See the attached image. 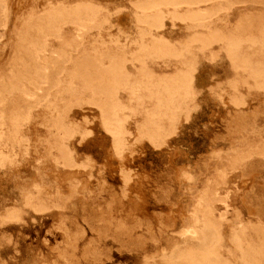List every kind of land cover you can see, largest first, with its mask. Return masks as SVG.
Returning <instances> with one entry per match:
<instances>
[{
	"label": "rangeland",
	"instance_id": "rangeland-1",
	"mask_svg": "<svg viewBox=\"0 0 264 264\" xmlns=\"http://www.w3.org/2000/svg\"><path fill=\"white\" fill-rule=\"evenodd\" d=\"M52 1L0 0V264H170L173 260L171 264H192L190 257L196 252L199 257L214 247L222 262L264 264V87L234 69L219 43L204 49L192 41L209 30L174 16L172 7L152 12L134 6L143 0ZM80 1L100 7L101 16L79 43L75 55L81 61L108 64L114 55L124 56L131 76L139 78L132 58L138 51L140 28L149 26L138 19L151 13L164 14L163 28L154 29V40L163 36L179 52L190 49L181 60L166 57L147 62L157 78L184 70L189 63L197 65L193 92L181 103L176 131L166 138L170 122L162 120L163 144L140 140L145 120L141 108L127 113L125 122L128 151L133 154L117 157L100 108L83 100L89 93L76 76L74 62L51 59L50 42L39 62L28 50L27 41L37 37L38 18L48 7L56 9L60 3L74 7ZM218 3L221 11L210 23L211 30L227 32L242 17L252 22L264 19V0H209L202 7ZM187 12L182 7L176 14L184 17ZM72 33V25H65L59 41ZM54 40L59 49V41ZM247 51L254 60L264 61V55L254 54L253 48ZM141 90L145 100L140 105L131 103L129 88L121 90L118 99L125 107L146 106L147 91ZM16 120L20 121L17 131ZM70 129L72 137L66 134ZM55 139L72 148L74 164L61 160ZM249 149L254 155L242 158ZM237 157L241 159L235 163ZM122 168L133 173L130 180L122 177ZM215 222L218 232L212 230ZM191 224H198L203 237H183Z\"/></svg>",
	"mask_w": 264,
	"mask_h": 264
},
{
	"label": "bare ground",
	"instance_id": "bare-ground-1",
	"mask_svg": "<svg viewBox=\"0 0 264 264\" xmlns=\"http://www.w3.org/2000/svg\"><path fill=\"white\" fill-rule=\"evenodd\" d=\"M207 1H209V0H145V1L143 0V1H138L135 5L134 4L133 5L137 8V10L143 9V10H150L152 12H154L155 9H158L162 6L172 7L174 10V14H173L174 16L190 21V23L195 27L204 28L205 30L208 29L209 31L207 34H198L193 38L192 41H198L201 44L202 48H204V49H209L215 43H219L221 48L225 51L228 58L231 60V63L233 65L234 69H236L237 71L246 72V74L248 73L249 74L248 77L249 76L252 77L256 81L257 85H259L260 87H264V61L254 60L255 59L254 56L253 55L251 56L247 51V48H253L254 54L255 53L257 54L259 52V53L264 55V19H261L258 22H252L251 19L240 17L241 19L238 20L236 25L232 29L228 30L227 32L220 31V30H211L209 25L214 20V17L221 11V7H220L219 3L216 4L213 8H209V9L202 7L203 4L206 3ZM48 4H51V3H48ZM182 7H186L188 9V12L185 13L186 15L184 17H183V15L176 14L179 11V9ZM6 8H7V4L3 3V9L6 10ZM54 8L51 9L48 7L46 12L43 13L42 15H40V17L38 18L39 23L36 27L37 28V34H38L37 37L34 38L32 36L31 40H28V41L26 40L27 44H28V50L35 53L36 59L34 58V60H36V62L41 61V57L39 55H40V53H45L47 51L46 45L48 42H50L49 47H50V49H52V51L49 54H50L51 59H53L55 62L57 61V63H65L68 61H72V63L74 62L73 65L77 69L76 70V76L79 79L82 88L89 93L88 97L84 98L83 100L86 99L85 102H92L93 104H96L100 108V110L102 112V120H103V124L105 126V129L112 135L113 149H114V152L117 155V157H123L125 154H129V155L133 154L132 151H128L129 145L127 146V142H126L128 139V136H127L128 131H127L125 122L128 118L127 113H137L138 111L140 112L141 108H142L141 113L143 114V117L145 120L141 124V129H143V132H142L143 135H141L139 137L140 140L146 139L155 146H159L160 144H163V142L160 143V141H162V140L165 141L166 140L165 138L167 137V135L174 133L177 129L179 112L181 111L180 107H183V106H181V103H182V101H185L187 98H189V96L191 94V91L193 89L192 85H193V82L195 79V72L197 70V65L195 63H189L188 66L186 65L187 68L184 70H181V71L179 70L178 72H175L174 74L166 75V76L157 78V77H155L156 75L154 76L153 69H151L147 65V62L150 59L151 60L152 59H156V60L160 59L161 60V58L165 59L166 57L167 58L169 57V58H176V59L181 60V58L186 53H188L190 51V49L189 50L187 49L186 52H179L177 47H176L177 48L176 49L169 44L170 42L168 43V42L164 41L163 39H161L163 36L161 38H156V40H154V29L159 30V29L163 28L164 14L159 13L158 15H155V16H154V13L145 14L143 16H140V18L138 19V21L141 22L142 24L143 23L147 24L149 26V28L146 29V28L141 27L139 32H138V41H137L138 42L137 43L138 51L135 52V55L132 58V62L138 68V72H139L140 76H139V78H134L135 75L131 76L130 72L127 70L128 58H126L124 56L114 55L113 58L109 60L108 64H103L102 62L95 61V60H90V61L82 60L81 61V59H79V55H75V52L79 48V43L84 38L83 36H84L85 32L89 29V26L91 24L96 22L97 18L99 17V9L98 8H100V7H98L94 4H91V3L89 4L86 2L80 1V3H78L74 7H68L64 3H60L58 5V8H56V9H54ZM100 12H102V10ZM171 16H172V13H171ZM32 18H33V16H32ZM29 19H31V18H29ZM141 23H139V24H141ZM65 25L66 26L72 25V29L74 30V33H72L71 37L66 38L63 41H59L60 40L59 38L61 36V32H62ZM101 26H103V24ZM97 27L99 28V26H97ZM94 28H96V27H94ZM26 33H25V35H26ZM54 39H57L59 41V45H60L59 49L55 46V42H54L55 40ZM23 42L25 43V40ZM173 45L176 46L175 44H173ZM23 48L25 50V47H23ZM60 49H61V51H60ZM26 54H28L27 51H26ZM21 55L23 57L21 59L24 60L25 59V57L23 56L24 53H22ZM27 58H31L30 55ZM39 58H40V60H39ZM51 59H50V61L53 62ZM33 61L29 62V65H31V63H33ZM56 65H58V64H56ZM73 65H72V67H73ZM183 65H185V64H183ZM43 66H44V64H43ZM25 68H28V67H25ZM29 68H28V70H29ZM20 69H22V68H20ZM181 69H183V68H181ZM23 71H25V70H23ZM66 72L69 73V71H66ZM73 72H74V70H73ZM18 73H21V72H18ZM26 73L28 74L29 72L26 71ZM21 74H19V75H21ZM36 76L38 77L39 75H36ZM14 77H15V75H14ZM31 77L33 79L34 76H31ZM18 78H20V76H18ZM22 78H23V76H22ZM25 79H28V78L25 77ZM29 80H30V78H29ZM33 80H36V79H33ZM60 81H62V80H60ZM34 82H37V81H34ZM34 82L32 83V84H34L33 86L37 85ZM69 82H72V81H69ZM56 83H57V81H56ZM20 84H19V87H20ZM2 85H4V84H2ZM21 85L23 86V83ZM45 85H47V84H45ZM0 86H1V84H0ZM54 86H56V85H54ZM49 87H50V84H49ZM51 87H53V86H51ZM127 88H129V90H130V96H129L130 98L129 99H130L131 103H133V101H136V102H138L139 105H140V103L142 104L143 103L142 101L145 100V98L143 96L144 94H143V91L141 89H145L147 91L145 93V95L148 98L146 100H148L149 104H147L146 106L144 104L143 107H139V105L137 106V105H133V104L129 107L123 106L122 102L118 99V96H119L121 90L127 89ZM2 89H4V88L2 87ZM59 89H60V87H59ZM23 90H24V88H23ZM103 90L106 91V95L102 94ZM50 91L51 90H49V92ZM30 92H32V91H30ZM58 92H59V90H58ZM9 93H10V95H12L10 91L8 92V94ZM27 95H29V94L27 93ZM163 95H165L167 97V99L165 101H164V98L162 97ZM22 98H25V97H22ZM75 98H77V96ZM142 98H144V99L142 100ZM4 100L5 99H2L1 104L4 102ZM30 100H32V99H30ZM42 100L43 99H41V101ZM39 101L40 100H38V104L40 103ZM154 101L156 102V107H154L155 106ZM34 102H35L34 104L36 107V100ZM236 102H237V100H236ZM5 103H6V101H5ZM5 103H3V104H5ZM0 107H1V105H0ZM28 107H30V106H28ZM48 107H49V105H48ZM51 107H53V106H51ZM51 107H49V108H51ZM184 107H185V105H184ZM19 108H20V105H19ZM128 109L130 110L129 112H127ZM1 111H3V110H1ZM186 111H188V110H186ZM57 112H58V110H57ZM22 113H23V111H22ZM47 113L49 114V111ZM25 114L27 115L26 111H25ZM13 116H14V114H13ZM58 117H60L59 114H58ZM27 118L30 119V117H27ZM27 118H25V119L23 118V119L27 121ZM163 119H167V120H169L168 122H170V127L167 130V134L165 135V138L161 137L162 131H165L164 130L165 128L163 127V124H162ZM20 120H22V119H20ZM61 121H63V120H61ZM239 123H241V122H238V124ZM13 126H14V130L17 131L19 126H20V121L16 120ZM63 129L64 128H62V130ZM11 131L13 132V130H11ZM65 131H66V128H65ZM73 132L74 131H71V129H70L69 132H67V133L65 132V133L69 137H72ZM15 136H18V134ZM58 136L60 137L59 134H58ZM54 145L57 148V150L59 151V156H60L61 160L65 164H69V165L74 164L73 163L72 148L70 146L66 145L62 141L60 142V140H56ZM130 146H131V144H130ZM242 151H243V149H242ZM256 151H258V150H256ZM260 152H261V150H260ZM252 153H253V150L249 149L247 152H243L241 157L245 159L247 156L249 157V155ZM263 153H264V151H263ZM263 153H261V154H263ZM261 154H260V156H261ZM252 155H254V154H252ZM232 157H234V156H232ZM239 157H237V159L235 158L236 159L235 163L240 162L238 159H241V158H239ZM250 157H251V155H250ZM263 158H264V156H263ZM246 159H248V158H246ZM245 162L247 163V161H245ZM229 163H230V161H229ZM235 163L233 162L232 164H235ZM228 165H230V164H228ZM123 168L121 171V175L126 181H128L133 177L132 176L133 173L131 174L129 169H123ZM223 168H225V167H223ZM235 168H236V166H235ZM222 170H224V169H222ZM222 172L223 171L220 172L219 177L223 179L225 174ZM225 172H226V170H225ZM104 182H105V180H104ZM130 183H131V181H130ZM29 197H30V195H29ZM31 197H33V196H31ZM28 199H30V198H28ZM26 202H28V201H26ZM32 205H33V203H32ZM27 206H29V205H27ZM209 209H211V208H209ZM202 210H203V208H202ZM38 212H40V210H38ZM211 216L214 217L213 215H211ZM195 217H196V215H195ZM17 218H19V217H17ZM12 219L14 220L15 217H13ZM12 219L10 218V220H12ZM198 219H200V218H198ZM196 222H197V220H196ZM204 222H206V221H204ZM206 224L204 223L203 226L204 225L206 226ZM212 226H213L212 230H215L217 232L219 231L218 230L219 225L217 224V222L212 223ZM204 229H206V228L204 227ZM202 232L203 231H202V229H200L198 227V224H191L190 226L184 228L182 235H183V237H190V238L195 237L197 239L199 237H203V235L201 236ZM217 232H215V233H217ZM219 236H220V234H219ZM217 241H220V238ZM253 244H254V242H253ZM200 248L202 249V247H200ZM214 248H216V247H214ZM213 249H211V251H207L208 252L207 254L205 253V254L201 255V253H200L199 257H196V255L198 253L196 252L197 253L196 254L194 252L196 255L194 254L193 256L191 255L192 257H190V258H192V260H191L192 264L193 263L194 264L195 263L196 264H230L229 261H227L228 259L226 261L222 262L220 260L218 253H217L218 251L216 252V250L215 249L213 250ZM216 249H218V247ZM183 250H185V249H183ZM258 252H260V251H258ZM220 253L221 252H219V254ZM185 254H186V252H185ZM179 255H181V254H179ZM214 255H216V257H215L216 259L215 258L211 259L210 256H214ZM252 255H253V253H252ZM182 257H184V256H182ZM250 257H251V253H250ZM184 258H186V257H184ZM253 258H254V256H253ZM218 260H220V261H218ZM173 261L175 263V260H173ZM173 261L170 262V264L173 263ZM258 261L255 263L260 264V261L259 262ZM184 263H187V262H184ZM178 264H180V263H178ZM189 264H191V263H189Z\"/></svg>",
	"mask_w": 264,
	"mask_h": 264
}]
</instances>
